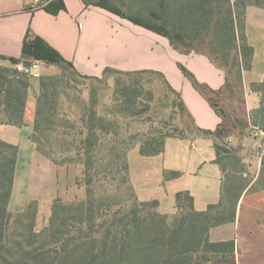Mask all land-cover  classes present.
I'll list each match as a JSON object with an SVG mask.
<instances>
[{
	"label": "trees",
	"instance_id": "1",
	"mask_svg": "<svg viewBox=\"0 0 264 264\" xmlns=\"http://www.w3.org/2000/svg\"><path fill=\"white\" fill-rule=\"evenodd\" d=\"M116 1V0H115ZM126 0L116 2L124 3ZM141 1V0H140ZM158 3V9L150 14L154 22L132 16L101 2L83 0L85 5H94L110 11L132 23L147 28L168 39L171 46L185 54L191 52L205 55L225 72L222 90L213 91L199 84L184 68L182 74L199 92L221 118L215 131H203L195 127L189 113L179 100V95L167 84L164 77L153 71L121 72L105 68L101 80L113 77L112 109L110 119L97 114L95 93L91 92L88 106L82 110L78 122L68 119L56 121L57 96L61 81L57 76L38 79L33 134L31 141L37 151L56 163L52 153L41 147V140L52 147L50 135L62 130H74L71 142L79 155L84 156V199L66 203L55 199L50 207L48 223L37 231V203L31 201L19 213H11L7 206L11 194L17 160V148L0 141V264H207L210 261L228 262L234 252V243L210 242L209 230L235 220L236 207L242 193L257 191L253 184L242 185L244 170H239L240 182L230 184L234 172L227 163L241 164L236 150L227 146L225 139L236 127V119L223 105V100L234 101L238 108L243 104L241 74L251 69L253 49L245 36V10L248 6L264 9V0H148ZM58 3L55 9H46L55 14L63 9ZM37 60L47 65H56L68 70L71 77L84 80H98L80 75L72 64L64 60L38 37L28 38L22 44L21 59L9 58L11 65L25 60ZM157 76L178 102L180 114H184L195 134L214 138L216 163L223 173L221 197L218 203L209 205L204 211L193 209V199L188 192L175 195L177 212L164 215L157 211L156 200H137L128 178L127 152L138 146L142 156H156L163 152L164 140L170 136L183 137L174 133L161 134L159 138L145 135L128 137L118 143L116 140L117 117L132 121H148L147 113L153 100L152 93L144 89L142 77ZM31 78L15 69L0 67V125L23 126V113ZM251 90L259 93L260 106L251 113L249 125L264 130V80L252 83ZM242 125V124H241ZM248 127V124L244 125ZM77 128V130H76ZM186 136V135H184ZM106 143L109 152L119 147L124 151L122 165L109 164L125 175L130 194L121 201L114 197H95L90 173L100 145ZM67 159V158H65ZM64 162H70L69 160ZM263 158L261 164H263ZM231 170V171H230ZM178 173L164 175L175 178ZM237 179V178H236Z\"/></svg>",
	"mask_w": 264,
	"mask_h": 264
},
{
	"label": "crops",
	"instance_id": "2",
	"mask_svg": "<svg viewBox=\"0 0 264 264\" xmlns=\"http://www.w3.org/2000/svg\"><path fill=\"white\" fill-rule=\"evenodd\" d=\"M93 1L109 4L146 21L158 9L157 2L148 0ZM58 3L64 8L57 13L46 9H55ZM27 34L29 39H41L83 76L100 78L105 68L157 72L179 95L195 127L213 132L221 123V118L180 68L213 91L223 89L225 72L207 56L182 53L174 49L167 38L110 11L85 5L83 0H0V67L12 68L8 59H21ZM245 36L253 49L252 65L241 74L242 106L238 108L233 100L229 102V112L237 121L225 143L236 150L241 164L249 169L251 164L257 163L259 168L262 160V152H256L260 151V143L250 135L249 117L260 106V95L251 90L250 85L264 80L263 8H246ZM37 95L38 88L31 83L23 126L0 125V141L17 148L7 209L19 213L29 202L35 201L36 220L42 207L47 211L45 217L49 216L55 199L65 202L83 195L82 188L76 184L78 172L72 167L54 165L31 141ZM216 158L214 138L199 134L165 138L163 152L156 156H142L135 146L126 154L129 183L140 202L156 200L160 214L171 216L177 212L175 195L180 192H188L193 199V209L201 212L218 203L221 197L223 173ZM171 172L178 176L165 179L164 175ZM256 179L257 175L248 187ZM208 238L210 242L232 241L234 252L228 262L207 264H264V188L245 190L237 203L235 220L211 228Z\"/></svg>",
	"mask_w": 264,
	"mask_h": 264
},
{
	"label": "rangeland",
	"instance_id": "3",
	"mask_svg": "<svg viewBox=\"0 0 264 264\" xmlns=\"http://www.w3.org/2000/svg\"><path fill=\"white\" fill-rule=\"evenodd\" d=\"M127 14L136 16L129 12ZM147 21L154 22L150 17L147 18ZM25 62L29 63L31 59H27ZM40 73V77L57 76L61 81L60 91L57 96V114L54 117L57 122L68 119L69 121L77 123L82 115V110L88 106L91 92L95 93L97 114L105 119H110L113 89L112 76H108L105 80H101V77L98 78L97 81L84 80L78 77H71L68 70H62L59 66L47 65L44 63L41 65ZM142 78L144 89L150 91L153 97L150 110L147 113L148 121H132L128 118L122 119L117 117L119 126L117 128L116 140L118 143L127 140L128 137L132 135H136L138 138L143 135L149 138H159L161 134L166 133H174L182 136L194 135L195 133L192 127L189 126L187 118L184 114H180L176 105L178 102L177 98L167 90L161 79L153 75H145ZM31 83H35L38 88V79H31ZM223 102L225 106L230 105L227 99H224ZM61 131L62 130L57 129L55 133L50 135V139L53 140L51 148H49L42 139L40 140L42 149L52 153L53 158L56 163H58L54 165L72 167L78 172L76 184L82 188L83 195L82 198L76 196L70 201H65L66 203H71L76 200L84 199L85 177L83 172L84 166L82 164L84 156L79 155L76 149L71 146L72 139L74 138L72 135L75 134L74 132L76 131L67 130V133L70 134L69 136H63ZM106 143L107 142L100 145L94 158L95 164L90 171L93 177L92 189L95 197L110 196L114 197L115 201H121L130 194L129 184L122 181V177H124L125 174L120 171V169L115 170L113 166L109 164V160L112 159L113 163L117 162L119 165H122L124 161L123 146L112 153L108 151ZM259 150L260 151L257 150L256 152L258 154L262 152L261 159L263 158L264 161V139ZM64 159L70 162L60 164ZM255 162L257 163V161ZM257 164H251L249 166L250 168L247 169L245 165H237L235 161L228 162L227 165L234 172L235 178L231 180L230 184L233 185L240 182L237 172L242 169L244 170V176L241 180L242 185L250 183L257 175L256 182L253 183L252 188L257 189L262 187L264 185V162L259 165V168ZM46 212L43 207L40 209L35 227L37 231L41 230L48 223L49 216L45 217L47 215Z\"/></svg>",
	"mask_w": 264,
	"mask_h": 264
},
{
	"label": "built area",
	"instance_id": "4",
	"mask_svg": "<svg viewBox=\"0 0 264 264\" xmlns=\"http://www.w3.org/2000/svg\"><path fill=\"white\" fill-rule=\"evenodd\" d=\"M41 2H47L49 0H39ZM43 64V62L41 61H37V60H31V62L29 63H23L20 62L16 65L13 66V68L24 75H27L29 78L35 80V79H39L41 76L40 70H41V65ZM250 135L251 137L257 139L259 141V148L262 145V141L264 139V130L259 129L257 127H252L250 126Z\"/></svg>",
	"mask_w": 264,
	"mask_h": 264
}]
</instances>
